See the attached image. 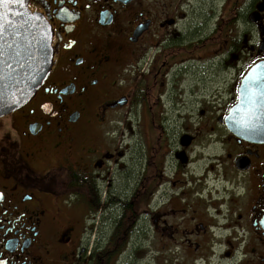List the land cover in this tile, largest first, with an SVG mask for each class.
Segmentation results:
<instances>
[{"label":"flooded vegetation","instance_id":"1","mask_svg":"<svg viewBox=\"0 0 264 264\" xmlns=\"http://www.w3.org/2000/svg\"><path fill=\"white\" fill-rule=\"evenodd\" d=\"M29 8L54 58L0 118V264H264V0Z\"/></svg>","mask_w":264,"mask_h":264},{"label":"water","instance_id":"2","mask_svg":"<svg viewBox=\"0 0 264 264\" xmlns=\"http://www.w3.org/2000/svg\"><path fill=\"white\" fill-rule=\"evenodd\" d=\"M52 40V28L41 14L29 9V0L0 6V118L24 106L43 85L53 66ZM255 73L244 79L239 102L227 119L240 129L243 111L254 101L248 87ZM236 135L244 139L264 137L258 130Z\"/></svg>","mask_w":264,"mask_h":264},{"label":"snow or ice","instance_id":"3","mask_svg":"<svg viewBox=\"0 0 264 264\" xmlns=\"http://www.w3.org/2000/svg\"><path fill=\"white\" fill-rule=\"evenodd\" d=\"M22 2V0H0V6H6L8 3Z\"/></svg>","mask_w":264,"mask_h":264},{"label":"rangeland","instance_id":"4","mask_svg":"<svg viewBox=\"0 0 264 264\" xmlns=\"http://www.w3.org/2000/svg\"><path fill=\"white\" fill-rule=\"evenodd\" d=\"M160 122V120H158Z\"/></svg>","mask_w":264,"mask_h":264}]
</instances>
